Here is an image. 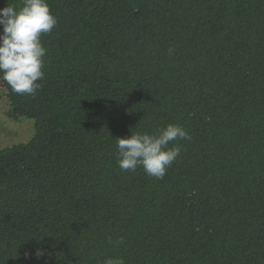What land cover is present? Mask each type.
Here are the masks:
<instances>
[{
    "label": "trees",
    "instance_id": "obj_1",
    "mask_svg": "<svg viewBox=\"0 0 264 264\" xmlns=\"http://www.w3.org/2000/svg\"><path fill=\"white\" fill-rule=\"evenodd\" d=\"M47 3L40 89L0 80L33 126L0 148V264H264V0ZM168 124L191 139L163 179L118 167Z\"/></svg>",
    "mask_w": 264,
    "mask_h": 264
},
{
    "label": "clouds",
    "instance_id": "obj_2",
    "mask_svg": "<svg viewBox=\"0 0 264 264\" xmlns=\"http://www.w3.org/2000/svg\"><path fill=\"white\" fill-rule=\"evenodd\" d=\"M58 21L51 14L47 0H23L22 6L0 9V80L18 95L35 96L45 79L47 49L41 36L52 32ZM171 51V49H170ZM188 132L178 124H168L158 134L131 132L129 137L116 138L118 167L122 171L144 172L163 179L166 170L178 158L181 148L169 144L190 140ZM109 243H112L109 238ZM27 255V254H26ZM37 258L45 255L37 249ZM104 264H125L123 258H108Z\"/></svg>",
    "mask_w": 264,
    "mask_h": 264
},
{
    "label": "rangeland",
    "instance_id": "obj_3",
    "mask_svg": "<svg viewBox=\"0 0 264 264\" xmlns=\"http://www.w3.org/2000/svg\"><path fill=\"white\" fill-rule=\"evenodd\" d=\"M7 103L0 93V148L27 141L33 132L29 121H13L6 117Z\"/></svg>",
    "mask_w": 264,
    "mask_h": 264
}]
</instances>
